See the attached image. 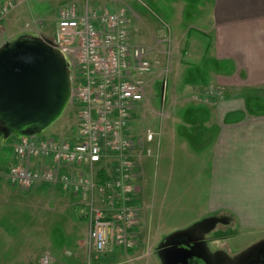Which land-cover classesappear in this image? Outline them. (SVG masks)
Masks as SVG:
<instances>
[{"label": "rangeland", "instance_id": "1", "mask_svg": "<svg viewBox=\"0 0 264 264\" xmlns=\"http://www.w3.org/2000/svg\"><path fill=\"white\" fill-rule=\"evenodd\" d=\"M7 1L10 0H0V5L6 4ZM206 2L209 0H12L13 8L2 23L3 31L0 37H5L9 43H14L17 35L24 31L35 35L39 32L52 39L55 36L60 14L63 12L66 13L73 8L80 10L85 5L95 10L126 9L129 13L132 41L149 51V58L154 69L146 77L145 99L134 113L133 123L129 128L135 145L132 153L135 163L133 186H138V189L143 187L139 208L142 207L145 211L148 207L142 217L146 222L145 231L141 228L137 230L140 233L139 246L131 250L128 255L122 251H115L124 255H118V258L113 259V262L102 261L109 256L99 257L93 264H160L155 250L161 241L171 233L197 224L195 222H199V220H202L200 223L214 222V225L217 226L216 231L230 234L234 243L244 244L256 238L262 239L259 234L264 235L262 230H255L253 233L248 231L252 229L240 227L231 214L198 219L197 216L201 212V208L193 206L197 202L184 206L187 204L186 192L192 185L191 181L198 180V185L202 183L200 181L203 176L201 160L203 158L205 160L207 154L200 149L207 146H203L204 140L200 138V134H197L200 130L184 128L186 123L184 121L188 119L187 115L203 111L199 115H194L198 118L204 113V116L209 114L215 116L231 109H242L246 113L264 112V94L260 92H250L241 96L224 87L225 89L219 90L223 92V95L215 96L218 88L215 83H212L210 85L216 88L214 89L215 93L214 95L208 93L209 88L206 87L209 85L208 82L210 83L213 62L209 54L206 57L204 53L210 45L211 37L205 34L208 26L202 22L205 21L207 12L200 11L201 7L205 8ZM182 3L186 4V11H182ZM189 32L190 41L189 37H185ZM183 37L185 40L181 39ZM195 41L198 42L196 57L193 48L197 45L192 46L193 43H196ZM189 53L193 55L192 59ZM191 66L197 68L193 73L187 75L186 70ZM251 101H255L253 103L254 110L251 108ZM189 124L194 127L195 124L202 125L203 123L194 119L193 123ZM77 125L78 108L69 104L58 121L51 127L38 132L32 139L35 142L65 139L73 143L72 139L76 136ZM149 131L154 134L152 142L147 141ZM18 141L19 138L15 135L5 137L0 133V149L6 146L5 152H7L4 154L7 162L0 166V184L13 189L10 191H14V193L18 192L22 196L29 197L23 199L21 203V220L27 224V227L16 228L14 236L18 237L19 233L23 238L27 237L30 242L25 244L23 241L21 249L15 251H20L22 264H40V261H43L47 256L48 250L52 255L54 254L53 250H60L68 255L66 250L70 251L75 247L74 238L85 242L88 231L84 233L81 230L79 235L76 234L65 241L63 236L66 232L65 224L77 222L81 216L88 218L89 198L63 192L61 188H53L51 185L42 191L37 190V192H35V188L30 191L32 187L27 190L15 187L21 192L12 188L13 185L9 179L7 180L8 170L11 166L8 157L13 153L14 146ZM185 146L203 152L202 154H191L192 157L197 158V163L190 161V154L186 152ZM116 165L115 160L107 158L95 167L94 174L106 168L110 172L112 171L114 176ZM72 172L75 174L78 171L71 169ZM85 173L89 174V170H85ZM254 175L255 173L248 175L250 178L247 177L246 181H254ZM232 187L233 190L237 189L236 186ZM246 187L248 188L247 185ZM46 194L48 197L52 194L57 198L53 204L54 215L51 212L50 204L36 201V197L39 200V196H46ZM205 197L207 198V195L198 192L201 207L205 203ZM252 201L253 198L247 197L246 202ZM57 202H60V205H56ZM30 206L32 207L28 208ZM79 207L83 209V215ZM30 211L32 214L37 211V217L34 215L30 217ZM142 218L139 219L140 222ZM81 222L83 223L82 228L87 230L88 221ZM31 223L33 224L32 230L29 228ZM34 223L39 229L43 227L45 235L42 234V237L35 235ZM256 232L262 233L256 234ZM21 236L20 238H22ZM35 236L40 238L39 241L34 242ZM50 236L52 241L49 239ZM51 244L55 248L50 247ZM85 252L87 256L88 250L85 249ZM12 253L14 252L4 249V238H2L0 240V261L12 260ZM90 254L92 253L90 252ZM140 256L142 258L138 260L137 257ZM15 261L17 262L18 259L15 258Z\"/></svg>", "mask_w": 264, "mask_h": 264}, {"label": "built area", "instance_id": "2", "mask_svg": "<svg viewBox=\"0 0 264 264\" xmlns=\"http://www.w3.org/2000/svg\"><path fill=\"white\" fill-rule=\"evenodd\" d=\"M12 8V0L0 5V34ZM50 40L71 71L69 104L78 108L77 133L73 143L21 138L14 146L17 162L8 179L24 190L47 184L89 197L87 245L92 254L86 264L115 251L128 255L137 246L135 228L140 223L133 203L135 145L129 128L145 99L146 77L154 69L149 51L132 41L126 9L95 10L85 5L63 12ZM153 140L149 131L147 141ZM107 158L116 161V171L101 181L94 170ZM39 160L47 162L31 168ZM71 169L78 172H66ZM42 264H50L48 255Z\"/></svg>", "mask_w": 264, "mask_h": 264}, {"label": "crops", "instance_id": "3", "mask_svg": "<svg viewBox=\"0 0 264 264\" xmlns=\"http://www.w3.org/2000/svg\"><path fill=\"white\" fill-rule=\"evenodd\" d=\"M181 8L182 11H186V4L182 3ZM204 10L207 12V15L204 19L205 21L202 22L208 26L207 33L205 32V34L211 37L209 42L210 45L206 48L204 56L206 54L207 57L209 54L213 62V69L210 72V83L208 82V84H216L218 90L215 96L223 95V92L219 90L225 88L241 96H245L250 92H260L264 94V0H209V2H206L205 8L201 7L200 11ZM189 35L190 32L187 33L185 37H189ZM23 36L32 38L39 36L47 37L39 32L35 35L25 33L24 31V33L17 35L16 40ZM185 37L181 39L185 40ZM188 39L190 41V37ZM8 41L9 40L5 37H0V47L9 43ZM195 42L196 43H193L192 46L194 47L197 45L193 48L195 49L194 52L196 57L198 42ZM188 46L189 43L186 47L188 48ZM189 54L192 59L193 55L191 53ZM196 68L197 67L193 68L192 66L189 67L188 70H186V74L193 73ZM209 85L206 87L209 88L208 93L214 95V89L216 88ZM227 96L228 94L226 97ZM235 113H241V115L232 122L227 121V118ZM184 118L186 119V116ZM187 118L188 119L184 121L186 122L184 128H195L196 130H200L197 134H200V138L204 140L203 146H207L205 148H199L207 154L205 160L204 158L201 160L203 179L200 178V181L202 183L198 185V180L191 181L192 185L186 192L187 204H184V206L192 205L194 202H197L193 206H197L198 209L201 208V212L197 216L198 219L215 217V215L228 216L231 214L235 217L240 227L243 226L246 229H252L248 230L249 232L255 233V230L264 231V180H262L264 177V112L246 113L242 109H231L223 114H217L215 116L209 114L206 116L202 115L198 118V116L196 117L192 114L187 115ZM194 119L196 121L199 120L203 124H195L194 127H192L189 123H193ZM178 121L181 122L180 120ZM184 122L182 121V123ZM73 138L75 139V137ZM74 139L72 140L74 141ZM189 144L188 146L191 145ZM188 146H185V150L190 154V161L197 163V158L192 157L191 154H202L203 152L201 150L190 149ZM5 149L6 146L0 149V166L4 165V162H7V158L4 155L7 154ZM8 158L11 163V168L17 162L14 151ZM45 162L47 161L39 160L33 162L31 168L39 169L44 166ZM66 172L71 174V170ZM252 173H255V180L246 181L248 175ZM112 174V171L110 172L108 169L104 168L97 173V178L101 181H105L113 177ZM47 186L49 185L38 184L33 186L30 191L33 190V188H35V192H37V190L42 191ZM232 186H236L237 189L233 190ZM12 188L17 189L14 186H12ZM53 188L57 187L53 186ZM53 188L51 190H53ZM142 188L141 186V189H138V186H135L136 192L133 197V203H135L134 207L138 212L139 219L144 217V213L148 209L147 207L144 211L142 207L139 208ZM10 190L13 189H9L0 184V240L4 238V249L8 252L13 251L14 253H12V260L4 259L0 261V264H22L20 257L21 253L15 250L21 249L23 241L25 244H28L30 241L27 240V237L23 238L19 233L17 234L19 238L14 236V233L16 234L14 230L16 228L21 229L22 226L27 227V224L21 220V203L23 199L29 197L22 196L20 193H14V191ZM59 190L62 191L61 189ZM17 191L21 192L19 189H17ZM198 192L207 195L202 207L200 206ZM247 197L250 199L253 198V201L250 203L246 202ZM38 198L39 200L36 197V201L50 204L51 212L54 215L53 204L57 198L52 194L49 195V197L46 194V196L42 195ZM58 204L60 205V202L56 203V205ZM31 207L32 206L28 208ZM37 207L35 206L36 209H38ZM66 207H68V205H66ZM79 210H81L83 215V209L79 207ZM36 212L37 211H35V214H32L30 211V217H33V215L37 217ZM80 218L81 219L77 222L65 224L66 232L63 236L64 241L70 237H74L76 234L79 235L81 230H83L84 233L87 231L89 232V222L87 223V230L82 228L83 223L81 222L88 221V218H82V216ZM200 221L202 220L195 223H200ZM34 222L36 223V221ZM35 223V235L42 237V234L45 235L44 229L43 227H41V229L37 228V224ZM31 226H33L32 223L29 227L32 230ZM145 227L146 222L142 218L139 225L135 228L138 241L136 248L139 246L140 237V233L137 230L141 228L145 231ZM257 233L262 232H256V234ZM259 235V237L264 239V235ZM20 236L22 238H20ZM38 237L35 236L34 242L39 241L40 238ZM49 239H51V236ZM74 239L75 247L70 251L66 250L68 255L60 250H53L52 252L54 254L52 255L48 250L46 255L50 257V264L87 263L89 257H91V251L87 245V238L84 243V240ZM255 240H257V238ZM50 247L55 248L53 244H51ZM85 249L88 250L87 256ZM118 255L123 256L124 254L116 253L113 255L112 253L108 258H104L102 261L113 262V259L118 258ZM15 258L18 259V263L15 261ZM141 258L142 256L137 257L138 260ZM40 264H42V260Z\"/></svg>", "mask_w": 264, "mask_h": 264}, {"label": "water", "instance_id": "4", "mask_svg": "<svg viewBox=\"0 0 264 264\" xmlns=\"http://www.w3.org/2000/svg\"><path fill=\"white\" fill-rule=\"evenodd\" d=\"M71 94V71L49 38L23 36L0 47V122L5 126L0 133L5 137L32 138L51 127Z\"/></svg>", "mask_w": 264, "mask_h": 264}, {"label": "flooded vegetation", "instance_id": "5", "mask_svg": "<svg viewBox=\"0 0 264 264\" xmlns=\"http://www.w3.org/2000/svg\"><path fill=\"white\" fill-rule=\"evenodd\" d=\"M206 221L165 237L155 250L160 264H264V239L244 244Z\"/></svg>", "mask_w": 264, "mask_h": 264}, {"label": "trees", "instance_id": "6", "mask_svg": "<svg viewBox=\"0 0 264 264\" xmlns=\"http://www.w3.org/2000/svg\"><path fill=\"white\" fill-rule=\"evenodd\" d=\"M25 37H27V38H32V37H28V36H25ZM254 102H255V101H251V108H252V110H254V109H253V108H254V107H253V103H254ZM202 112H203V111H199V112H197V113L195 112V113H193V115H194V114H195V115H196V114L199 115V114H201ZM204 114H205V113H204ZM204 114H203V115H204ZM240 115H241V113H239V114H238V113H235V114H233V115L231 114V115L227 118V121H231V122H232L233 120H236L237 117H239ZM4 127H5V126L0 122V130L3 129Z\"/></svg>", "mask_w": 264, "mask_h": 264}]
</instances>
